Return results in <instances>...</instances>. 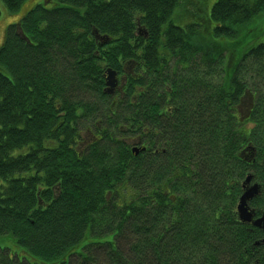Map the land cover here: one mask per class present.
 Returning a JSON list of instances; mask_svg holds the SVG:
<instances>
[{
    "label": "trees",
    "instance_id": "obj_1",
    "mask_svg": "<svg viewBox=\"0 0 264 264\" xmlns=\"http://www.w3.org/2000/svg\"><path fill=\"white\" fill-rule=\"evenodd\" d=\"M1 1L13 12L23 0ZM179 5L43 0L7 24L0 41V264H264L263 230L236 211L247 174L260 185L248 203L255 216L264 209V38L246 39L263 26L264 0H213L187 24L174 17ZM93 26L110 36L97 39ZM99 42L126 56L135 44L142 60L149 44L182 46L176 54L183 61L199 53L198 81L191 70L173 82L180 108L161 129L166 155L150 159L142 151L128 161L116 126L135 116L145 128V70L127 89L139 91L138 112L110 115L105 67L92 57ZM245 91L253 102L247 116L239 110ZM118 105L131 110L128 99ZM97 117V139L80 145L84 125Z\"/></svg>",
    "mask_w": 264,
    "mask_h": 264
},
{
    "label": "flooded vegetation",
    "instance_id": "obj_2",
    "mask_svg": "<svg viewBox=\"0 0 264 264\" xmlns=\"http://www.w3.org/2000/svg\"><path fill=\"white\" fill-rule=\"evenodd\" d=\"M42 1L43 0H40L34 3V5L41 3ZM20 16L11 19L15 21L19 19ZM8 23L6 20L3 31H5ZM135 27H137L138 33L140 29L143 28L140 24ZM151 30L152 29L150 28L144 29L143 35L146 37ZM3 31L2 34L4 35ZM91 31L97 39L102 40V38L106 39L108 38L106 36H110L109 32L100 31L95 26L92 27ZM158 31L160 32V29ZM135 48V44L128 45L127 49L131 53L126 56L125 54L120 53L123 49H120L117 45L103 44L99 42L91 47V50L94 51L92 57L99 59L105 67V70L102 72V92L104 93V98L108 101L109 109L107 112L110 115L119 116L129 114V112H138L137 93L139 91H134L133 89L131 94H127V89L130 85H134L131 84V82L138 80L139 75H141V70L139 68L144 66L145 74H143L146 80V90L144 91V114L146 115L144 121L145 128L140 129L138 120H141L135 116L131 118L130 125H127L126 122H117L116 126L118 131L115 134V138L122 140L127 145L128 151L131 152V155L127 158L128 161H131L132 157L141 154L142 151H146L150 159L152 154H156L159 151L166 155L167 143L160 141V138L163 137L161 129L163 128L167 131L166 122L173 120L176 113H179L178 110L180 108L179 95L181 96V94L174 89L173 82L183 76V74H189L191 70L193 72L192 76L194 81H198L200 62L196 60L199 56L198 52L196 55L189 56L187 61H183L182 58L178 60L179 56L176 52L182 49V46H178V48L172 47V49H170L166 46L149 44L146 53L147 56L144 60L140 58L141 53L136 55V53L133 52ZM109 58H113V62L107 61ZM107 69L114 72V85L110 88V91H106L105 88V77L108 74ZM211 73L212 70L211 67H209V75ZM204 74H207V72H204ZM125 99L129 100L131 110L120 109L118 104L122 103ZM85 113L89 112L86 111ZM100 114V111L96 112V115ZM84 128L83 138L79 141L80 145H87L97 139L96 133H98L101 128L100 118L97 117V119L87 122L84 125ZM98 136H100V134H98Z\"/></svg>",
    "mask_w": 264,
    "mask_h": 264
},
{
    "label": "rangeland",
    "instance_id": "obj_3",
    "mask_svg": "<svg viewBox=\"0 0 264 264\" xmlns=\"http://www.w3.org/2000/svg\"><path fill=\"white\" fill-rule=\"evenodd\" d=\"M38 1H40V0H23L21 2V4L19 5V7L16 8L15 10H13V12H11L4 6V4L0 0V36L2 34L6 20H7V23L10 21H13V19H11V18L19 17L24 9L32 6L34 3L38 2ZM199 1L200 0H181V5L178 6V9L175 11V13L173 11L174 17L180 21H183L186 24L189 20L195 19L197 15H199V14L204 15L203 12H205V10L208 8L210 2H212L213 0H201L200 4H199ZM183 2H185V4ZM263 13H264V11L261 12L260 14H263ZM259 15H257V16H259ZM256 17H254V18H256ZM258 18H257V20H258ZM177 22H179V21H177ZM257 23H261L263 26H261L255 32H248V33L246 32L247 36L250 35L246 39L251 37V38L255 39L254 41L256 42V41L262 40L264 38V18L261 19V16H260ZM247 27L248 26L246 25L245 26L246 30L248 29ZM3 33H4V31H3ZM240 34H242V30L239 32V35ZM2 36H3V34H2ZM2 36L0 37V41L2 39ZM238 37L239 36H236L235 39H237ZM246 39L243 40L238 45V47L236 48L237 51H239L245 45ZM237 43L238 42H235V44H237ZM243 51L244 50H242L238 55H241V53Z\"/></svg>",
    "mask_w": 264,
    "mask_h": 264
},
{
    "label": "water",
    "instance_id": "obj_4",
    "mask_svg": "<svg viewBox=\"0 0 264 264\" xmlns=\"http://www.w3.org/2000/svg\"><path fill=\"white\" fill-rule=\"evenodd\" d=\"M20 34H22L21 31ZM107 70L108 74L105 77V88L106 91H110V88L114 85V72L110 69ZM252 104V94L249 91H245V93L241 97V102L239 103L240 112H243L244 116H247L252 107ZM250 180L251 174H247L242 183L243 190L241 191L236 203L237 215L241 221L251 222L253 225L260 227L264 232V209L258 216H254L255 212L248 203L251 198H253L260 192V185L259 183L255 181L251 182ZM262 241L264 242V237L262 238Z\"/></svg>",
    "mask_w": 264,
    "mask_h": 264
}]
</instances>
